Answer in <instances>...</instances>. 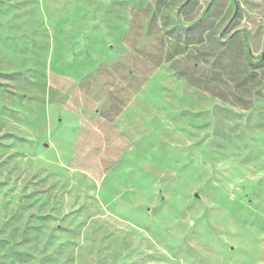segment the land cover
Masks as SVG:
<instances>
[{"label":"rangeland","instance_id":"obj_1","mask_svg":"<svg viewBox=\"0 0 264 264\" xmlns=\"http://www.w3.org/2000/svg\"><path fill=\"white\" fill-rule=\"evenodd\" d=\"M0 264H264V0H0Z\"/></svg>","mask_w":264,"mask_h":264}]
</instances>
